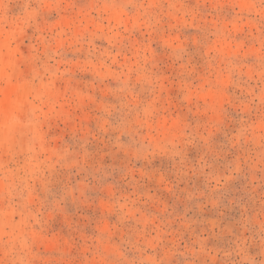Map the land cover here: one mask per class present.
Returning a JSON list of instances; mask_svg holds the SVG:
<instances>
[{"label":"rangeland","instance_id":"1","mask_svg":"<svg viewBox=\"0 0 264 264\" xmlns=\"http://www.w3.org/2000/svg\"><path fill=\"white\" fill-rule=\"evenodd\" d=\"M0 264H264V0H0Z\"/></svg>","mask_w":264,"mask_h":264}]
</instances>
